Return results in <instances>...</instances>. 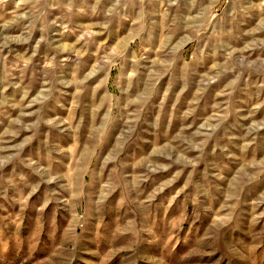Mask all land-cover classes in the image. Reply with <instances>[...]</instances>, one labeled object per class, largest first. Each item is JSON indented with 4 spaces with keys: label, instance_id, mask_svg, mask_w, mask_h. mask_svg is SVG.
Segmentation results:
<instances>
[{
    "label": "clouds",
    "instance_id": "9594fccd",
    "mask_svg": "<svg viewBox=\"0 0 264 264\" xmlns=\"http://www.w3.org/2000/svg\"><path fill=\"white\" fill-rule=\"evenodd\" d=\"M0 264H264V0H0Z\"/></svg>",
    "mask_w": 264,
    "mask_h": 264
}]
</instances>
